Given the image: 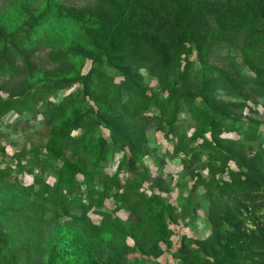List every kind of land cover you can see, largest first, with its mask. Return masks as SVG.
Wrapping results in <instances>:
<instances>
[{
	"label": "rangeland",
	"instance_id": "1",
	"mask_svg": "<svg viewBox=\"0 0 264 264\" xmlns=\"http://www.w3.org/2000/svg\"><path fill=\"white\" fill-rule=\"evenodd\" d=\"M134 1L0 0V248L14 264L203 260L202 247L230 239L217 221L237 202L251 201L242 232H264V193L249 165L264 177V42L259 30L251 33L244 1L189 0L210 12L197 16L195 30L191 24L202 47L187 42L183 27L169 40L183 41L172 72L189 69L194 91L208 81L210 98L225 105L228 119L215 132L201 128L197 109L206 103L190 100L193 90L169 99L172 78L159 80L164 70L141 34L131 44L118 33ZM95 24L106 48L120 36L124 65L104 55L93 61ZM100 95H109V106L95 103ZM68 112L75 119L61 128ZM66 160L74 176L61 172Z\"/></svg>",
	"mask_w": 264,
	"mask_h": 264
},
{
	"label": "trees",
	"instance_id": "2",
	"mask_svg": "<svg viewBox=\"0 0 264 264\" xmlns=\"http://www.w3.org/2000/svg\"><path fill=\"white\" fill-rule=\"evenodd\" d=\"M151 2L152 5H150V8H148V3ZM169 0H135L133 4L129 5V9L125 13H121V27L119 34H123L126 37H128L131 41V44L133 43V33H140L141 38L143 41V46H145L147 49H151L154 51V56L156 57L157 61L156 65L163 68L164 73L162 74V77L159 78V80H169V78H172V82L174 83V87H172L169 91V99H175L178 96L187 97L186 94L188 91L194 92V95H192L190 100L196 102V99L204 101L206 104L200 108L197 109L199 114H197V120L202 124V129H210L211 131L215 132L218 125L221 122H225L228 119L229 113L225 107V105L222 102L216 103L212 98H210V90L208 86V81L203 82V84L200 86V88H196L194 91L193 89V83L189 81V69H186L185 71H179L177 69L176 72H172L171 67L174 65L179 66L178 59H174L173 62L172 59L174 58V51H176L178 48H180L183 44L180 42L182 40L181 36L178 39L179 43L176 46L175 45V39L172 40L171 43H169L170 39L174 38V35L178 33L179 29L182 27L184 28L185 37H189L190 40H188V43L195 44L199 51L201 47L198 44V41L194 38V34L197 32H194L195 30V23L196 18L199 14L205 15L206 13L210 15V12L207 9L208 6L203 7L199 3H194L186 0V3L183 7H180V4L177 2V0H170L171 6L167 5V2ZM243 11L248 18H251L252 23L255 25L249 27L251 29V33H256L258 30L260 34L262 35L261 38L264 42V0H238L239 3H243ZM129 3V1L127 2ZM126 3V4H127ZM161 5L162 9L155 10L152 7ZM175 5V6H173ZM230 6V2H228L227 7ZM163 12H166L168 15H172L169 19H167L165 16H163ZM240 19H246L245 22H251L245 15L241 17ZM120 20V16L118 17ZM172 21L170 23L169 29L164 24L160 23L162 21ZM133 22L139 23V26L133 27ZM260 22V25L258 24ZM229 23L236 24L235 21L232 19ZM191 24H193L194 30L191 27ZM200 25H204L203 20ZM113 25L114 23L110 21H106L105 23H102V27L105 29H108L107 31L110 32V35L115 33L113 31ZM233 25V24H232ZM230 25V26H232ZM97 26V27H96ZM132 28H135L136 31L132 32ZM95 32L92 39L94 40V45L90 48L91 52L93 54V61L96 62L100 57L103 55L106 57L105 59L111 60L109 64L114 66H121L124 65L123 60V54H120L118 48H117V42L119 40L120 36H114L110 38V45H108V48H106L105 45H101L98 43L100 40L99 38H103L101 35H105L102 33V30L99 29V24H95ZM231 31L236 30L234 28H230ZM199 31V30H198ZM246 31V29H245ZM132 32V33H131ZM236 34V33H235ZM247 35V34H245ZM246 42V41H245ZM210 42L209 44H211ZM181 44V45H180ZM174 46V47H172ZM208 46V44H207ZM264 48V45L262 46ZM126 52V51H125ZM133 53V50L131 51ZM127 53V52H126ZM141 52L138 51L137 54H140ZM135 54V55H137ZM113 59V60H112ZM172 63V64H171ZM184 70V69H182ZM217 71V69H216ZM126 74H130V69L126 71ZM261 74L258 76L257 80L259 81V84H263L262 77H260ZM208 83V84H207ZM89 84V83H88ZM178 85V86H176ZM210 85V84H209ZM89 87V85H88ZM189 87V88H188ZM102 96L93 98L95 103L97 104L102 100L104 103H109V100L107 95H100ZM110 104V103H109ZM109 104H107L109 106ZM69 109V108H66ZM69 113V114H68ZM65 115V118L61 120V128H65L66 125H69L71 120L75 119V112H68ZM118 115V114H116ZM118 117V116H116ZM104 121L111 120V113L108 108L104 109V115L102 118ZM118 119L121 120V118L118 117ZM66 122V124H65ZM95 131H91L88 137V143L85 144L84 150L82 152H88V148L92 146V140H93V134ZM212 137H215L212 135ZM59 136H56L57 140ZM138 151V150H137ZM139 152V151H138ZM76 153V152H75ZM69 154H73V152H69ZM136 154L137 152H134V154L131 156V163H134L136 161ZM223 156V154H221ZM74 156V155H72ZM75 157V156H74ZM91 159L93 162L98 164L99 161H95V156H91ZM106 158H102V161H105ZM101 161V160H100ZM63 167L61 172L63 174L74 176L75 173V164L70 163L69 160L63 161L62 163ZM249 165H252L250 174H252L250 177L251 179H257V183H254V185L257 188V192H263L264 193V177L259 175L258 167L253 164V160ZM253 170V171H252ZM254 172V173H253ZM240 183V181H239ZM251 201H245V202H237L235 205L233 204V211L234 213H226L224 215V218L222 220H218L217 222L221 221L222 227L223 224L226 225L228 230L232 233H230V239L228 242H226L224 245L220 246L221 242H216L215 246L210 245L209 248L206 249V247H202V252L204 253L206 259L204 258L201 260V256L194 257V260L192 262H188V264H264V232L263 228L259 229L260 235H257L256 233H252L249 235H246L242 232L241 224L243 221V216L245 212L248 213V211L243 210L244 204H249ZM239 204V205H238ZM229 209V208H228ZM224 228V227H223ZM218 232L214 234V236H218ZM205 246V245H204ZM3 255V258L0 259V264H14L12 260V253L10 250L5 248H0V256Z\"/></svg>",
	"mask_w": 264,
	"mask_h": 264
}]
</instances>
